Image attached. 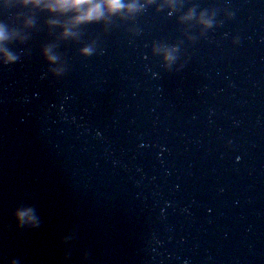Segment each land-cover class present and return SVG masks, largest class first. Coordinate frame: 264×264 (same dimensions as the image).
<instances>
[{
    "label": "water",
    "instance_id": "1",
    "mask_svg": "<svg viewBox=\"0 0 264 264\" xmlns=\"http://www.w3.org/2000/svg\"><path fill=\"white\" fill-rule=\"evenodd\" d=\"M179 5L69 38L0 5V264H264V0Z\"/></svg>",
    "mask_w": 264,
    "mask_h": 264
},
{
    "label": "clouds",
    "instance_id": "2",
    "mask_svg": "<svg viewBox=\"0 0 264 264\" xmlns=\"http://www.w3.org/2000/svg\"><path fill=\"white\" fill-rule=\"evenodd\" d=\"M14 0H0V5L5 9L13 5ZM22 7L38 9L46 11L55 16H66L69 19L64 25L63 36L69 38L75 35L73 29L91 24H107L112 18L120 20L134 18L143 13L146 9L155 7L157 13L168 9L169 16L173 15L176 9L180 6L179 0H15ZM214 15H209L206 11L196 15V10L191 9L180 18L181 23L195 21L200 26L203 32H207L216 27L214 23ZM228 19H232L234 13L227 12ZM29 23H31L29 21ZM52 25H56L58 21H50ZM203 32L201 33L203 35ZM7 39V32L3 25H0V40ZM194 39V38H192ZM233 44H239V38L233 40ZM179 49H161L154 48V55H162L163 63L166 70H171L176 64ZM94 49L89 47L82 50L81 54L85 57H91ZM50 62H55V56H49L45 52ZM14 58L8 53H4L3 62L8 64ZM65 74L64 69H53L54 77H61ZM17 226L21 229H37L40 226V220L36 215L35 209L27 204L20 205L13 213ZM66 243V241H65ZM88 259L87 253L84 255V260ZM15 264V262H13Z\"/></svg>",
    "mask_w": 264,
    "mask_h": 264
}]
</instances>
